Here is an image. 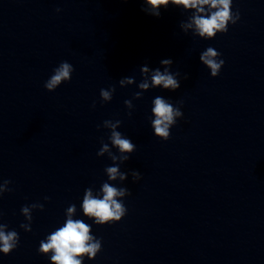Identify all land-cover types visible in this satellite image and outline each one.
Returning a JSON list of instances; mask_svg holds the SVG:
<instances>
[{"label":"clouds","instance_id":"9594fccd","mask_svg":"<svg viewBox=\"0 0 264 264\" xmlns=\"http://www.w3.org/2000/svg\"><path fill=\"white\" fill-rule=\"evenodd\" d=\"M146 8L142 10L146 13L159 17L161 8L168 6H176L184 11H190L192 14L188 17L187 22H181V29L187 33L188 29H193V35L201 39H214L218 33H227L230 24L235 25L240 19L239 10L232 11L233 0H143ZM207 6V8H205ZM57 12L60 9L56 10ZM221 53L213 47H208L200 56V61L210 70L212 77H217L225 63L220 58ZM173 64L172 59H162L160 68L150 69L147 64L140 68L142 76L141 82L138 84L140 91L134 93V99L142 98L143 92L151 88H162L164 90L175 92L180 88L179 72L172 73L170 68ZM75 71L74 66L62 61L53 69V74L45 81L44 87L49 92L55 91L62 83L70 82L72 73ZM184 79H188L185 74ZM135 83L133 77H125L120 79V87L129 86ZM115 87L100 90V98L102 102H110L115 92ZM125 106L131 110L134 106L131 100L124 101ZM95 107V102H93ZM152 117L151 127L155 137L162 141L170 139V129L176 124L177 120L183 117L180 107L173 104L162 96H157L152 101ZM129 116L131 111H129ZM120 120H105L103 127L110 130L108 137L109 143L101 140V148L97 152V156H104L107 153L109 159L112 160L114 166H108L104 169L108 181L102 183L99 191L94 195L93 188L85 189L82 210L86 217L91 218L96 225H107L121 221L127 214V208L123 204V198L131 195L129 189L125 187H116L110 181H125L128 173L121 172L120 164L130 159L132 153L136 150V145L130 138L125 137L121 132L117 131L120 127ZM99 128V126H98ZM117 149L114 153L112 149ZM133 182L141 179L139 171L131 172ZM9 180L3 181L0 186V196L5 192H10L8 185ZM48 197H45L47 200ZM43 204L33 203L25 205L21 208V213L25 217L27 223H22L20 227L30 232L32 211L39 209L43 211ZM76 212L75 204L70 205L66 209V219L64 224L49 234L45 240L40 241L38 249L39 254L48 255L51 253V264H83L82 257L87 255L89 260L95 259L97 254L102 250L101 239L96 238L91 233V226L80 219H73ZM6 224L0 223V253L4 255L14 251L19 243V234L15 230L8 231ZM79 257V258H78Z\"/></svg>","mask_w":264,"mask_h":264}]
</instances>
